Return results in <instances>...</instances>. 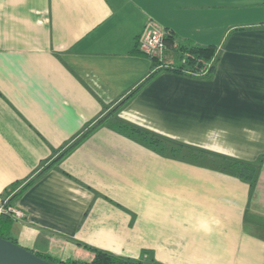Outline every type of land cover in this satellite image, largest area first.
Returning a JSON list of instances; mask_svg holds the SVG:
<instances>
[{
	"label": "crops",
	"instance_id": "crops-1",
	"mask_svg": "<svg viewBox=\"0 0 264 264\" xmlns=\"http://www.w3.org/2000/svg\"><path fill=\"white\" fill-rule=\"evenodd\" d=\"M149 23L222 55L212 79L160 72L120 115L218 153H264V0H0V196L148 75L135 49ZM12 205L24 216L10 235L64 259L90 252L82 243L162 264H264V165L251 195L107 126Z\"/></svg>",
	"mask_w": 264,
	"mask_h": 264
},
{
	"label": "trees",
	"instance_id": "trees-1",
	"mask_svg": "<svg viewBox=\"0 0 264 264\" xmlns=\"http://www.w3.org/2000/svg\"><path fill=\"white\" fill-rule=\"evenodd\" d=\"M260 26L264 27V23ZM167 42L168 44H172L174 42L178 44L175 55L172 56V58H169L170 54H168V58L172 59L173 63L168 66L158 67L159 60L154 57L151 58V71L130 92V94H128L113 107L110 104H104L102 109L103 113L94 120L88 122L82 129L81 133H79L78 137L74 139V141L68 143L60 149L54 150L48 161L42 163L38 173L34 177H32L27 182H16L6 189L3 197L8 198V204H12L15 200L20 198L21 195L35 182V180L41 177L49 168L59 164L84 139L89 137L94 131L102 126H107L119 133H122L161 155L187 161L193 164L206 165L221 172L235 176L247 182L250 185V194H253L264 165V153L258 156L255 160H246L223 153H218L202 147L189 145L179 140L165 136L156 131L131 122L120 115L121 110L128 104V102L162 71H168L201 79H212L214 77L218 62L222 55L223 45H206L188 48V51L194 54L196 59L202 58L204 61H212L207 73L198 76L188 72L191 70L190 65L194 62V59L186 57L184 52H179L181 50L180 47L185 45L181 44L178 36L172 33L170 38L167 39ZM135 51L142 54L138 48V43L136 45ZM245 219H248L247 215ZM13 221L14 218L11 215L0 214V236L18 243L10 235L9 231ZM78 245H83L85 248L90 250L92 257L90 259H81L77 257L64 259L51 254L48 255L32 249L30 250L43 259L49 261L51 264H162L153 257H148L147 251H144L141 257L133 258L117 255L110 251L84 245L82 243H78Z\"/></svg>",
	"mask_w": 264,
	"mask_h": 264
},
{
	"label": "built area",
	"instance_id": "built-area-1",
	"mask_svg": "<svg viewBox=\"0 0 264 264\" xmlns=\"http://www.w3.org/2000/svg\"><path fill=\"white\" fill-rule=\"evenodd\" d=\"M171 34L170 30L149 23L138 37V48L146 56L158 59V67L168 66L173 63L172 59H168V54L175 52L178 47L176 42L168 44L167 39L170 38ZM184 53L186 57L194 59V62L190 65L191 70L188 71L189 73L198 76L207 73L212 61H204L202 58L196 59L194 54L189 51ZM0 214H9L18 219L24 216L23 211L12 204H8V198L3 196H0Z\"/></svg>",
	"mask_w": 264,
	"mask_h": 264
},
{
	"label": "water",
	"instance_id": "water-1",
	"mask_svg": "<svg viewBox=\"0 0 264 264\" xmlns=\"http://www.w3.org/2000/svg\"><path fill=\"white\" fill-rule=\"evenodd\" d=\"M0 264H51L30 249L0 236Z\"/></svg>",
	"mask_w": 264,
	"mask_h": 264
},
{
	"label": "rangeland",
	"instance_id": "rangeland-1",
	"mask_svg": "<svg viewBox=\"0 0 264 264\" xmlns=\"http://www.w3.org/2000/svg\"><path fill=\"white\" fill-rule=\"evenodd\" d=\"M180 48H181V50H180L179 52H186V51H188V48L185 47V46H182V47H180ZM176 52H177V51H175V52H173V53L171 52L169 58H172V56H174ZM179 52H178V53H179ZM169 58H168V59H169ZM75 257H77V258H81V259H90V258L92 257V253L89 252V251H84V250H82L81 252H79L78 254H76Z\"/></svg>",
	"mask_w": 264,
	"mask_h": 264
}]
</instances>
